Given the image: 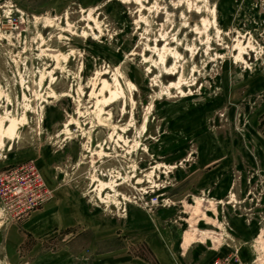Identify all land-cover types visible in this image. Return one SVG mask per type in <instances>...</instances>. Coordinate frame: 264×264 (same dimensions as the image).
Listing matches in <instances>:
<instances>
[{
  "label": "rangeland",
  "instance_id": "rangeland-1",
  "mask_svg": "<svg viewBox=\"0 0 264 264\" xmlns=\"http://www.w3.org/2000/svg\"><path fill=\"white\" fill-rule=\"evenodd\" d=\"M0 264H264V0H0Z\"/></svg>",
  "mask_w": 264,
  "mask_h": 264
},
{
  "label": "built area",
  "instance_id": "built-area-1",
  "mask_svg": "<svg viewBox=\"0 0 264 264\" xmlns=\"http://www.w3.org/2000/svg\"><path fill=\"white\" fill-rule=\"evenodd\" d=\"M151 202H152V204H157V203H158V199L155 198V199H153Z\"/></svg>",
  "mask_w": 264,
  "mask_h": 264
}]
</instances>
